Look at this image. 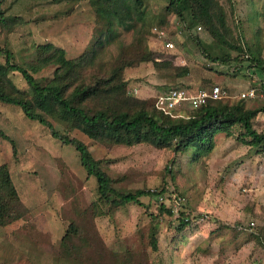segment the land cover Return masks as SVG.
Here are the masks:
<instances>
[{
    "label": "rangeland",
    "instance_id": "rangeland-1",
    "mask_svg": "<svg viewBox=\"0 0 264 264\" xmlns=\"http://www.w3.org/2000/svg\"><path fill=\"white\" fill-rule=\"evenodd\" d=\"M231 1L233 9L227 0L220 3L227 12L233 37L252 53L260 51L264 59V0ZM166 4L167 0H145L144 22L167 32L166 38L175 46L169 50L153 27L143 35L138 47L135 40L142 21L125 26L115 17L96 13L89 0H6L2 5L4 16L18 14L21 18L9 27H0V47L6 45L15 61L23 64L35 59L42 45L51 43L64 49L70 61L67 69L71 65L74 72L78 56L100 35L93 69L108 73L123 62L127 85L89 97L81 104L89 113L107 110L113 114L125 94L154 98L169 86L197 87L204 84L203 79L209 80L207 88L212 83L219 84L229 96L250 86L253 76L264 80V71L249 68L246 62L238 66L239 73L234 75L228 72L235 65L229 66L227 73L211 70L195 41L179 32L175 19L170 21L164 16ZM196 37L213 57L224 52L239 54L218 44L208 32ZM153 58L186 65L190 72L178 76L173 68L155 66ZM54 68L50 65L34 76L45 82ZM12 78L20 89L26 88L20 74L15 72ZM245 103L259 107L264 97ZM51 121L59 131L83 141L96 160L107 159L102 167L121 191H153L164 185L162 194L171 205L172 193L182 198L174 213L184 212L190 225L180 233L175 229V217L163 216L154 224L145 212L150 202V212L157 213L155 200L159 202L161 194L151 200L142 197V206L132 203L111 208L102 202L101 208L108 209V214L96 218V225L108 248L121 253L146 247L149 264H264V155L236 139L239 129H232L230 136H217L209 155L193 159L194 149L181 153L147 143L108 147L75 129L74 120L61 113ZM254 127L264 131V111L258 114ZM2 165L15 188L13 207L23 219L0 226V264H84L62 256L59 245L73 215L96 199L95 179L84 181L86 170L75 148L62 144L44 125L26 118L17 106L0 102ZM169 165L172 173L166 170ZM124 173L128 181L121 179ZM154 227L158 252L147 244Z\"/></svg>",
    "mask_w": 264,
    "mask_h": 264
},
{
    "label": "trees",
    "instance_id": "trees-1",
    "mask_svg": "<svg viewBox=\"0 0 264 264\" xmlns=\"http://www.w3.org/2000/svg\"><path fill=\"white\" fill-rule=\"evenodd\" d=\"M5 1L0 0L2 28L19 22L21 18L18 14L4 16L5 10L2 5ZM227 1L231 6L232 1ZM89 2L96 13L109 18L115 17L125 26H133L135 20L142 21L137 32L139 35L135 40L138 47L143 42V35L150 31L151 27H157L144 22L145 0H89ZM164 11L165 17H169V20L173 18L180 23L182 26L180 33L182 31L187 33L207 60L236 67L234 73L210 67L211 70L234 75L239 73L238 66L246 62L249 68L264 71V59L260 51L252 53L245 48L243 42L239 43L238 39L233 37L227 12L220 0H167ZM108 24L111 25L112 20H109ZM197 24L201 25L218 44L239 51V54L231 56L224 52L215 57L211 56L201 46L196 37L197 33L193 32L192 25ZM100 43L99 35L91 46L78 56L74 72L71 71V65H69L70 70L67 69L70 61L66 59L64 49L51 43L42 45V52L35 59L23 64L15 61L13 52L6 45L0 47L2 58L0 102L17 106L26 118L44 125L62 144H71L78 152L80 163L86 170L87 176L84 181L93 182L90 180L91 177L95 179L93 186L96 199L85 206L80 213L70 217L71 220L67 223L60 239V254L84 264H149V252L146 247L137 249L138 251L126 249L121 253L108 248L97 228L96 218L108 214V209L102 210V202L111 208H120L132 203L142 206L144 203L142 197L151 200L156 195L162 194L166 187L163 185L153 191L150 189H137L135 192L121 191L114 186L116 181L102 167V163L108 160L104 158L96 160L83 141L56 129L51 119L61 113L66 118L74 120L75 129L89 139L108 147L119 145L130 147L147 143L157 148L181 153L194 149L193 159L209 155L217 143V136H230L232 129L237 128L240 132L236 139L256 150L257 154L264 155V131L254 127L258 114L264 111V104L252 108L245 103L248 99H236L233 102H229L228 99L207 100L198 107L187 109L185 117L173 118L156 109L155 100L158 94L154 98H139L125 94L121 106L113 114H109L107 110H95L89 113L81 107L89 97L107 94L127 85L123 75L125 67L123 62L115 65L108 73L93 69L96 47ZM153 64L157 67L173 68L181 77L187 76L190 72L188 66H178L170 61L153 58ZM50 65H55L51 78L40 82L34 74ZM15 72L25 81V89H20L13 80L12 74ZM203 80L204 84L197 87L181 86L190 90L201 88L210 90L215 85L210 83V87L207 88L209 80ZM221 89L225 91L226 88L221 87ZM259 96L264 97L260 91H257L255 98ZM166 170L172 173L171 165L166 167ZM125 178L128 181L126 173L122 174L121 179L124 181ZM14 193L15 188L11 183L9 171L2 165L0 166V226L2 227L23 219L13 207ZM155 203L158 207L157 213L150 212V202L145 210L153 223L158 222L163 216H168L177 219L178 225L175 229L178 233L188 228L190 225L188 216L182 211L175 214L168 199L159 202L155 200ZM147 244L152 251H159L156 227L149 236Z\"/></svg>",
    "mask_w": 264,
    "mask_h": 264
},
{
    "label": "built area",
    "instance_id": "built-area-1",
    "mask_svg": "<svg viewBox=\"0 0 264 264\" xmlns=\"http://www.w3.org/2000/svg\"><path fill=\"white\" fill-rule=\"evenodd\" d=\"M177 25H179L180 30L182 29L180 23L174 20ZM176 27V25H175ZM153 32L161 40H164L165 49L175 48L174 43L167 39V32L164 29H159L157 27L153 28ZM180 32V31H179ZM194 33H206L207 31L201 26L196 25L193 27ZM207 61V65L212 68H218L219 70H227L229 65L220 62ZM236 67L230 69V73H234ZM257 91H260L261 95H264V80L253 76L251 79V84L244 90L238 91L234 96H229L225 91H223L219 84L212 86L210 90L201 88L198 90H190L185 86L176 85L169 86L161 93L156 96L155 107L157 110L161 111L165 115H169L173 118L185 117L186 110L198 107L204 104L207 100H225V99H253L257 96ZM172 208L173 211L177 210L178 206L182 203V198L176 194H171ZM165 196L161 194L159 196V201L165 200Z\"/></svg>",
    "mask_w": 264,
    "mask_h": 264
}]
</instances>
